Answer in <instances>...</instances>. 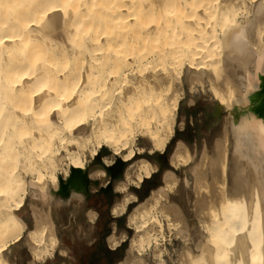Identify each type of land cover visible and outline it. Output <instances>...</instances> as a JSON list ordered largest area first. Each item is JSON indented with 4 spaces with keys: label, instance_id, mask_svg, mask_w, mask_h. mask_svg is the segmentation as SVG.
Here are the masks:
<instances>
[{
    "label": "bare ground",
    "instance_id": "6f19581e",
    "mask_svg": "<svg viewBox=\"0 0 264 264\" xmlns=\"http://www.w3.org/2000/svg\"><path fill=\"white\" fill-rule=\"evenodd\" d=\"M187 69L191 81L209 78L229 129L212 155L203 148L189 191L164 172L129 217L136 235L120 264H146L150 250L155 264H168L165 222L182 240L179 264H264V0H0V264H15L10 249L25 234L29 264L41 245L42 259L53 254L59 240L44 202L52 191H89L88 149L107 165L134 162L113 213L137 202L129 187L158 164L135 162L145 149L135 146L146 139L149 155L165 152L182 99L174 87ZM228 132L244 160L239 174L230 168L238 176L222 142ZM191 149L179 140L171 167L191 166ZM29 187L42 205L32 230L18 215Z\"/></svg>",
    "mask_w": 264,
    "mask_h": 264
},
{
    "label": "rangeland",
    "instance_id": "374dc122",
    "mask_svg": "<svg viewBox=\"0 0 264 264\" xmlns=\"http://www.w3.org/2000/svg\"><path fill=\"white\" fill-rule=\"evenodd\" d=\"M146 72L160 75L164 70L163 67H150ZM240 72L241 69L238 67V73ZM133 73L132 70H128L129 76H132ZM189 77L190 73L187 69L182 82L176 84V88L174 87L177 95H180L182 99L180 100L176 119L175 136L168 144L165 152L149 155V149L146 148H151V144L146 139H140L135 146L136 150L145 148L144 154L136 155L135 162L145 158L158 164L157 173L151 179L146 180L140 188L129 187L130 192L137 196V202L130 204L124 212L121 207H117V214L113 213L116 199H122V194L118 192L117 186L126 184V170L134 162L121 164L117 157L113 160V163L107 165L102 159H93L90 150H86V157L84 158L87 161L89 174L86 173L85 178L89 191L76 192L74 189L68 188L65 191H52L49 194V197L44 202L43 209L49 211L59 241L52 251L53 254L45 259L41 258L44 247L41 245L40 249H38L40 257L39 260L37 259L36 264H120L127 258L136 235L135 226L129 222V217L141 202H145L148 199L150 201L153 189L162 186L164 172L166 170L173 171L179 178L180 186H186L188 191L193 187L194 175L191 172V167L195 164L194 162H199L202 159L205 148H207L209 154L210 152L214 153L212 149L214 140L217 137L223 138L221 136H225L223 130L225 127L229 129V124L225 125L229 116L226 115L227 112L224 105L220 104V101L215 96L208 77L204 76L202 79L193 81ZM237 80L241 81L244 79ZM231 127L230 129H232ZM228 133L227 139H229L226 140L227 142L221 141L225 145L227 144L224 147L228 149V168L230 171V168L231 170L235 169L236 164L244 160L238 159V149L234 136ZM179 140L184 141L192 148L191 150L195 156L191 166L180 167V170H176L171 167L170 158ZM210 147L212 151H210L211 149L209 150ZM101 154L103 157L110 158V155H107L103 150ZM62 165L61 167L66 168L64 164ZM115 166L120 168L117 171H112L111 168ZM237 166L239 167L240 165ZM101 167L106 171V174L96 177L90 175L94 169H100ZM238 167H236L234 172L237 173L238 171L239 174L242 166ZM132 170L134 169H131V172H133ZM234 172L230 171V175L238 176ZM240 173L242 172L240 171ZM134 176L135 174L133 173V180L136 179ZM239 176V178L241 176L246 178L242 174ZM58 177L67 184L63 170L58 172ZM233 178L236 182L239 180L238 177V180H236V177ZM28 180L31 182L30 176H28ZM240 180L246 181V179ZM236 189L241 190L238 189V186ZM41 206L38 196L33 193V188L29 187V195L25 201V206L18 212V215L27 225L26 230L36 228V218L39 219L36 212L42 208ZM197 229L202 232L200 226ZM164 232L166 235V242L164 243L172 258L165 256V260L168 264H179L178 254L182 250V240L178 239L179 236L176 237L175 231L170 233L166 222L164 223ZM49 249L52 250V247L49 246ZM10 251L9 257L15 264H29L32 261L30 243L26 234ZM146 264H155L151 250L148 251L146 256Z\"/></svg>",
    "mask_w": 264,
    "mask_h": 264
}]
</instances>
